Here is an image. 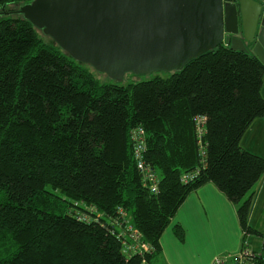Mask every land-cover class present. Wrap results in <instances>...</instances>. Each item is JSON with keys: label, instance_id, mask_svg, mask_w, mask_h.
<instances>
[{"label": "trees", "instance_id": "trees-1", "mask_svg": "<svg viewBox=\"0 0 264 264\" xmlns=\"http://www.w3.org/2000/svg\"><path fill=\"white\" fill-rule=\"evenodd\" d=\"M32 1L0 0V264H166L164 231L209 182L236 206L242 246L248 235L264 239L248 220L264 158L241 146L264 115L258 56L222 42L180 70L124 83L75 59L26 18L20 9ZM198 115L206 118L202 142ZM138 126L157 193L138 167ZM120 207L150 245L143 254H126L110 228ZM175 233L184 238L180 224Z\"/></svg>", "mask_w": 264, "mask_h": 264}, {"label": "water", "instance_id": "water-1", "mask_svg": "<svg viewBox=\"0 0 264 264\" xmlns=\"http://www.w3.org/2000/svg\"><path fill=\"white\" fill-rule=\"evenodd\" d=\"M20 12L117 81L180 70L225 40L264 63V0H33Z\"/></svg>", "mask_w": 264, "mask_h": 264}, {"label": "crops", "instance_id": "crops-1", "mask_svg": "<svg viewBox=\"0 0 264 264\" xmlns=\"http://www.w3.org/2000/svg\"><path fill=\"white\" fill-rule=\"evenodd\" d=\"M224 42L232 46L231 42ZM245 45L247 51L253 53L252 45L248 42ZM261 93L264 97V78ZM241 146L264 158V115L247 128ZM263 210L264 175L256 186L250 206L248 220L252 227L264 225ZM177 224L184 228L183 239L175 233ZM251 236L245 238L250 246ZM243 241L244 232L236 206L211 182L188 196L160 239L166 264H213L220 254L239 253ZM260 241L264 245L261 237Z\"/></svg>", "mask_w": 264, "mask_h": 264}, {"label": "built area", "instance_id": "built-area-1", "mask_svg": "<svg viewBox=\"0 0 264 264\" xmlns=\"http://www.w3.org/2000/svg\"><path fill=\"white\" fill-rule=\"evenodd\" d=\"M206 118L198 115L196 117V126L198 131L199 142H202V134L204 132V122ZM131 138L133 140L134 152L138 162V167L143 173L142 180L148 185L152 193H157L159 190V177L155 169L146 161V131L142 126L135 127L131 131ZM193 173L185 174L184 180H188ZM90 212H97L94 207H89ZM98 219L102 217V213H97ZM130 216L122 207L118 210V216L111 218L110 228L113 232L117 231V235L124 239L125 253L132 255L134 253L143 254L145 251L150 249V245L144 241L141 232L135 228L130 222ZM115 230V231H114ZM261 254L256 253L249 244H244L239 253L231 254H220L213 260V264H257L258 257Z\"/></svg>", "mask_w": 264, "mask_h": 264}, {"label": "rangeland", "instance_id": "rangeland-1", "mask_svg": "<svg viewBox=\"0 0 264 264\" xmlns=\"http://www.w3.org/2000/svg\"><path fill=\"white\" fill-rule=\"evenodd\" d=\"M42 36H44L45 38H48V37H46L45 35H42ZM160 75H162V76H167L168 74H170V73H159ZM97 76L99 77V78H101L102 80H104V81H108V78H107V76L105 75V74H99V73H97ZM152 76H154V75H152V74H144V75H127L124 79H123V82L124 83H127V82H129L130 80H133V81H139V80H144V79H149V78H151ZM262 221H264V219H262ZM260 229H262L263 231H264V225H261L260 226ZM252 236H254V237H252ZM251 236V248L253 249V250H255L256 251V253H258V254H261L263 251H264V245H262V241H260V237L258 238V236H256V235H252ZM262 240H264L263 238H261ZM262 249V250H261Z\"/></svg>", "mask_w": 264, "mask_h": 264}, {"label": "flooded vegetation", "instance_id": "flooded-vegetation-1", "mask_svg": "<svg viewBox=\"0 0 264 264\" xmlns=\"http://www.w3.org/2000/svg\"><path fill=\"white\" fill-rule=\"evenodd\" d=\"M1 13V12H0Z\"/></svg>", "mask_w": 264, "mask_h": 264}]
</instances>
